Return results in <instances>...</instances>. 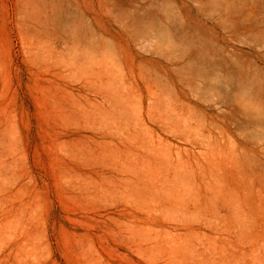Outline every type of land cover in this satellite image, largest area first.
Listing matches in <instances>:
<instances>
[{
    "label": "rangeland",
    "instance_id": "obj_1",
    "mask_svg": "<svg viewBox=\"0 0 264 264\" xmlns=\"http://www.w3.org/2000/svg\"><path fill=\"white\" fill-rule=\"evenodd\" d=\"M0 264H264V0H0Z\"/></svg>",
    "mask_w": 264,
    "mask_h": 264
}]
</instances>
